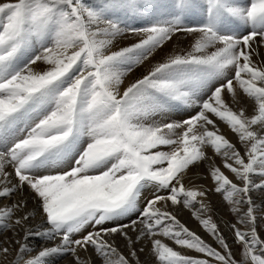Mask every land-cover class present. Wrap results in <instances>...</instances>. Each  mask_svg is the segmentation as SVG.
I'll return each mask as SVG.
<instances>
[{"label":"snow or ice","instance_id":"snow-or-ice-1","mask_svg":"<svg viewBox=\"0 0 264 264\" xmlns=\"http://www.w3.org/2000/svg\"><path fill=\"white\" fill-rule=\"evenodd\" d=\"M262 48L264 0H0V264H264Z\"/></svg>","mask_w":264,"mask_h":264},{"label":"bare ground","instance_id":"bare-ground-1","mask_svg":"<svg viewBox=\"0 0 264 264\" xmlns=\"http://www.w3.org/2000/svg\"><path fill=\"white\" fill-rule=\"evenodd\" d=\"M137 38L129 35L125 38H121L120 41L117 43L116 48H119L122 45L125 44H130L135 42ZM169 47H171V45H169ZM262 55H264V48H262L261 50ZM158 58V57H157ZM144 71L143 67L138 68L135 72L131 73L127 79H126V83L128 81H131L133 79H135L136 76H138L140 73H142ZM250 111V110H249ZM177 119V118H175ZM222 131L224 132V134L230 139L233 140V142H235V137L234 135L223 125H220ZM239 147V145H238ZM210 152V150H209ZM217 164H219V160L217 159ZM205 165H201L200 168L197 169H193V171H198L201 174L205 173ZM227 174V173H226ZM195 183L197 184H203L205 185L207 188H211L212 187V181L210 179H205L203 178V175H201L200 177H197L195 179ZM187 184V181H186ZM151 190H148V192L150 193ZM251 195L253 196V198L257 201V203L259 204L260 202V196L258 195V193L253 192L251 193ZM209 200L211 201L212 207H213V218L216 220V222L219 225L220 231L225 235V237L228 239V242L230 245H233V247L235 246L233 244V238H232V233L229 230V227L227 226L230 222L234 223L235 222V217L228 211V207L221 203V199L218 195L214 194V193H210L209 194ZM33 207L31 201H29V208ZM177 215L178 218L184 222L190 229L196 231L198 234H200L206 241H211L213 240V238L211 236H209L207 233H205L198 225V222H196L194 219L191 218V213L186 210V209H177ZM264 222H261L260 225H262ZM34 244H39L38 240H34L32 241ZM213 246L215 245V241L213 240ZM117 243H121V241L119 240V238H117ZM137 247H139V245H137ZM192 254V253H190ZM140 257L141 260H146L147 259V252L145 253H140ZM71 260H72V256L71 253L66 254L64 257L62 258H57L55 259L52 264H64V261H68L69 264H71Z\"/></svg>","mask_w":264,"mask_h":264},{"label":"rangeland","instance_id":"rangeland-1","mask_svg":"<svg viewBox=\"0 0 264 264\" xmlns=\"http://www.w3.org/2000/svg\"><path fill=\"white\" fill-rule=\"evenodd\" d=\"M189 111H194V110H189ZM172 118H177V119H179L178 116L169 117V119H172ZM162 194H163V193H162ZM258 231L260 232L261 237H264V223H263L262 225H259V227H258ZM212 241H213V240H211V241H206V242H208L209 244H212V245H213V242H212ZM233 250L236 251V252H239V249H238L236 246L233 247ZM192 255H195V253H192ZM239 258H240L239 255H237V259H239Z\"/></svg>","mask_w":264,"mask_h":264}]
</instances>
